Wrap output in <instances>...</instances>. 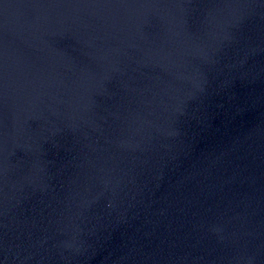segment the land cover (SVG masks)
<instances>
[{"label": "water", "instance_id": "obj_1", "mask_svg": "<svg viewBox=\"0 0 264 264\" xmlns=\"http://www.w3.org/2000/svg\"><path fill=\"white\" fill-rule=\"evenodd\" d=\"M0 264H264V0H0Z\"/></svg>", "mask_w": 264, "mask_h": 264}]
</instances>
